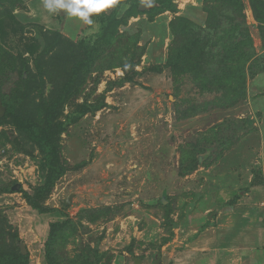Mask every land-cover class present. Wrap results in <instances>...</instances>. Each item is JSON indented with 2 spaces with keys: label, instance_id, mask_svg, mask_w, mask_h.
<instances>
[{
  "label": "rangeland",
  "instance_id": "obj_1",
  "mask_svg": "<svg viewBox=\"0 0 264 264\" xmlns=\"http://www.w3.org/2000/svg\"><path fill=\"white\" fill-rule=\"evenodd\" d=\"M0 0V264H264V0Z\"/></svg>",
  "mask_w": 264,
  "mask_h": 264
},
{
  "label": "clouds",
  "instance_id": "obj_2",
  "mask_svg": "<svg viewBox=\"0 0 264 264\" xmlns=\"http://www.w3.org/2000/svg\"><path fill=\"white\" fill-rule=\"evenodd\" d=\"M114 0H44V7L51 13L65 10L70 17H78L87 24H92L90 17L103 12Z\"/></svg>",
  "mask_w": 264,
  "mask_h": 264
}]
</instances>
